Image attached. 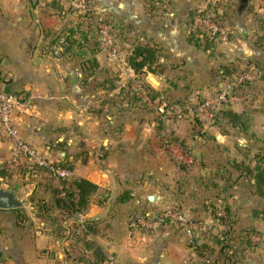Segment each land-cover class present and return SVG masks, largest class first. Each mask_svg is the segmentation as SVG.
Instances as JSON below:
<instances>
[{
	"label": "crops",
	"instance_id": "1",
	"mask_svg": "<svg viewBox=\"0 0 264 264\" xmlns=\"http://www.w3.org/2000/svg\"><path fill=\"white\" fill-rule=\"evenodd\" d=\"M93 3L117 32L123 61L106 60L91 39L82 48L73 43L83 22L70 17L66 0H0V84L21 95L14 121L20 134L54 161L69 159L72 177L99 186L80 217L95 220L92 242L120 264H191L180 252L185 250L183 239L173 224L165 223L149 237L130 230L131 216L153 211L169 198L203 218L210 217L211 200L226 199L240 225L264 228V194L253 176L264 154V74L237 90L228 103L229 109L249 117L248 126H233L220 113L216 123L205 124L217 136L215 145L203 141L204 149L218 147L219 162L197 151V164L189 169L178 170L166 157L158 138L161 113L144 96L147 91L163 103L193 99L201 89L220 87L233 66L243 68L248 56L262 60L258 67L264 71V53L248 39L263 34L252 26L264 22V0ZM199 14L230 23L231 37L209 50L196 45L190 39ZM239 32L244 40L238 39ZM148 43L158 48L159 63L155 72L144 68L138 73L127 56ZM83 48L89 57L79 54ZM88 68L96 72L84 76ZM99 71L108 74L102 78ZM247 168L252 176L245 174ZM0 186L24 202L19 208L28 218L19 220L16 208H0V264H68L65 250L71 241L57 235L55 222L41 217L36 203L40 198L52 203L59 181L45 171L13 165L9 144L0 141ZM126 190L133 197L118 201ZM60 211L55 207L54 216Z\"/></svg>",
	"mask_w": 264,
	"mask_h": 264
},
{
	"label": "rangeland",
	"instance_id": "2",
	"mask_svg": "<svg viewBox=\"0 0 264 264\" xmlns=\"http://www.w3.org/2000/svg\"><path fill=\"white\" fill-rule=\"evenodd\" d=\"M69 12H70L69 13L70 17L76 20L75 13H73L72 11ZM223 23L232 30V28L230 27L231 26L230 23H225V22ZM82 24L83 27H81ZM82 24H79L78 30L80 29V27L81 29L86 28L85 23L83 22ZM248 26L251 27V23L250 24L244 23V27H248ZM192 28L194 30L193 32L194 36L190 40L193 41L198 40L200 42L199 46L204 47V50H209L213 46V43L215 42H216L215 44H220L219 42L223 41L221 39L210 41L207 38L205 32L200 27L198 26L196 27L195 25H192ZM255 29L261 31L263 34L255 37L253 33V35L248 38L249 32H247L245 34L246 35L245 37L251 40L252 47L257 52L263 54L264 53V22H261L259 24H254L252 26V30ZM116 36H117V32H116ZM237 37L238 39L244 40L240 32L238 33ZM117 40L120 45V40L118 39V36H117ZM91 41H93L92 46H94L95 49L101 51V46H100L101 44L99 37L94 35L91 38ZM147 45L156 47L155 43H148ZM120 49H121V45H120ZM100 54L103 55L106 60H108L107 56L104 53L101 52ZM123 57L125 58V54H123L121 50L120 58L118 60H112V61L114 62L123 61ZM248 57L249 58H247L246 61H244V65H243L244 67L239 68L240 70L245 69L249 66L258 67V64L260 63V61H262L260 59L254 58L253 56H248ZM102 60L103 59H100V61ZM233 68L235 69L238 67L233 66ZM258 68L262 69L260 67ZM94 72H96V70L88 68L84 72V76H86L87 73L94 74ZM119 72L121 73L122 71ZM107 74L108 73H106V71H99V76H101L102 78H105ZM180 87L182 88V86ZM218 88L219 87L216 86L214 88H211L207 92H205L204 89H201L203 93L197 92L194 95L193 99L181 98L182 100L178 99L175 101H165V103L169 109L175 103L180 105H191V106L196 105L206 95L214 92ZM198 90L199 89H197V91ZM15 111L16 109L13 111V117ZM203 124L201 120H199V118H197L195 113H193L192 111L173 112L171 114H167V116L165 114H161V116L158 117L157 127H158V138L160 143H162L163 137L166 136L175 139L177 141H180L184 144L186 143L187 145L190 146L192 153L196 159L194 163L190 164L189 166L182 164L175 165L170 160L169 156L165 154L166 157L171 162V164L177 167L178 170L187 169V168L189 169L194 165H196L198 161L197 151L205 154L210 153L214 157L212 161H216L217 163L219 162L218 147L213 146L211 147L210 150L204 149L205 146L204 144L207 142H211L213 145H215V142L217 141V136L212 132H209V129H206L205 124L204 125ZM203 141L206 142L204 143ZM195 142L196 144L198 143L196 145L198 146V150L195 149L194 147ZM38 149L39 151H42L40 148ZM63 149L66 151L68 150L65 147H63ZM45 155L50 161H54L53 156L49 155L48 153ZM217 200L218 198H216L215 202ZM219 200L218 203H215L214 200H211L212 201L211 207L209 209L210 217L208 218L206 217L203 218L201 215L192 213L191 208H189L191 212H187V210L181 204L184 211L190 217L205 222L209 226V231L207 233L198 236L197 239L194 242H192L186 238L180 226L176 224L171 225V228L175 229L176 232L181 236L180 238L183 239L182 242L185 250L180 251L181 254L186 253L191 264H264V228L248 225L249 223L240 225L239 218L237 217L236 214H234L231 205L228 202H226L227 200L224 199L222 200L223 202ZM176 201L177 200L173 198L168 199V202H176ZM59 213L62 214V212ZM56 216H54L53 213L51 220L55 222V231L57 235L61 239L71 241L70 245L65 250V257H67L69 260L68 264H90L88 260L83 261V258H86L88 254H91V252H93L95 248L100 245L98 243L92 242L95 241V239H92L91 236L90 238H87L85 235L82 234V232L86 229V225L84 224V227H82L81 224H79L78 227L76 221L69 220L70 222L69 221L63 222L62 219L63 220L65 219L64 216L58 214L57 216L58 220L54 219V217L56 218ZM135 216L136 215L131 216L130 219H132ZM91 226L95 227V225L93 224ZM78 230H80V232H78ZM154 233L155 232L149 234L146 233L143 234L149 237L151 235L153 236ZM103 250H104L103 257L108 259L110 253H108V251L105 250L104 248Z\"/></svg>",
	"mask_w": 264,
	"mask_h": 264
},
{
	"label": "built area",
	"instance_id": "3",
	"mask_svg": "<svg viewBox=\"0 0 264 264\" xmlns=\"http://www.w3.org/2000/svg\"><path fill=\"white\" fill-rule=\"evenodd\" d=\"M66 3L67 8L75 13L85 26L97 31L101 52L111 60H118L121 49L117 36L112 25L98 14L93 0H66ZM194 25L200 27L211 40H228L233 33L214 15L199 14L194 17ZM258 77L259 72L254 67L245 69L192 106L177 104L169 109L159 97L153 98L147 91L144 92V96L148 104L157 107L161 114L167 116L173 112L192 111L204 124L212 125L216 120L217 109L234 97L235 89L243 83L256 81ZM20 100L21 95L7 94L0 84V141L8 142L11 163L25 169L44 168L57 180L71 177L73 170L59 165L56 161H50L43 151H39L20 134L13 117V111L17 109ZM161 147L175 165L189 166L196 160L189 147L170 137H163ZM154 212H157L156 215ZM167 222L180 226L186 238L192 242L209 231L207 223L190 217L178 201L166 202L157 211L139 213L130 220L129 225L131 232L149 234L158 231ZM80 224L84 227L83 218H80ZM1 261L0 255V263ZM107 264L120 263L110 254Z\"/></svg>",
	"mask_w": 264,
	"mask_h": 264
},
{
	"label": "trees",
	"instance_id": "4",
	"mask_svg": "<svg viewBox=\"0 0 264 264\" xmlns=\"http://www.w3.org/2000/svg\"><path fill=\"white\" fill-rule=\"evenodd\" d=\"M215 17L219 19L220 21H222L219 18V16L216 15ZM94 35L98 37L97 31H95L90 26H86L85 29L82 28L78 30L79 38L78 40L75 39L73 43L77 44L78 48H82L83 46H85V42L91 39ZM118 39H119V36H118ZM209 40L213 41L211 39ZM194 41L196 45L198 46L200 45V42L198 40H194ZM127 62H128V65H130L138 73L142 72L144 68H146L147 71L155 72L156 67H157L156 64L159 63V58L157 55V48L155 46H150V45H137L136 47L133 48V51L131 52V54L127 56ZM252 67H254L259 72V77L256 80L258 81L264 74L263 73L264 71L262 69H259L256 66H252ZM250 68L251 66L245 69H250ZM245 69L240 70L237 68L235 69L233 68L231 71H229V73L226 74L225 79H223L221 83L231 80L235 75H237L239 72ZM256 81L243 83L242 85H240L238 88L235 89V92L248 84L255 83ZM0 83H1V80H0ZM228 103L229 102L224 103L220 108L217 109L216 119L218 120V115L220 113H223L227 117L228 121L233 126H241L242 128L247 127L249 124V117L247 115H241V114H238L232 111L231 109L228 108V105H229ZM173 105H177V103ZM214 123H216V120ZM184 145L190 148V146L187 145L186 143ZM57 163L71 170L74 169L73 163L67 158L61 159L57 161ZM36 169L38 171H45L48 173V171L44 168H36ZM244 171H245V174L248 176L253 173L250 168L249 169L247 168V170L244 169ZM255 171L256 173L253 174V176L255 179L257 190L260 193L264 194V154H262L259 157L258 165L256 166ZM58 181H59V187H58V190L55 191L54 201L52 203L42 198L37 200L36 203L38 206V212H40L39 215L43 217L44 219L50 220L52 219V214L54 213V208L56 207L61 210L60 212H62V214L61 213L59 214L61 216H64L66 219V220L62 219L63 222L73 220V221H76L79 227V224H80L79 218L82 215H84V213L87 211L89 204H90V200L93 194H95L98 191L99 186L93 183L92 181L86 178H83V177H72L71 176L67 178L58 179ZM216 185L218 184L216 183ZM131 192H132L131 190H126L124 193L118 196V201L120 202L129 201L133 197ZM157 209L153 211H157ZM14 211L16 212L17 218L19 220L21 221L28 220L27 214L24 212L22 208H16L14 209ZM156 213L157 212H154L155 215ZM54 219H57V218H54ZM84 222H85L84 224L86 225V229L82 232V234L85 235L87 238H90V234L95 232V227L91 226L92 224L94 225L95 220H85ZM103 251L104 250L101 246H97L95 250L91 252V254H88L86 258H83V261L88 260L90 264H107V258L103 257V254H104Z\"/></svg>",
	"mask_w": 264,
	"mask_h": 264
},
{
	"label": "water",
	"instance_id": "5",
	"mask_svg": "<svg viewBox=\"0 0 264 264\" xmlns=\"http://www.w3.org/2000/svg\"><path fill=\"white\" fill-rule=\"evenodd\" d=\"M79 54L89 57L90 53L86 48L80 49ZM152 81L156 83L155 78H152ZM158 85V82H157ZM4 91L7 94H10V89L8 87H5ZM24 205V202L16 196V194L8 189H4L0 186V208L1 209H14L19 208ZM258 212L254 211L253 216L257 215Z\"/></svg>",
	"mask_w": 264,
	"mask_h": 264
}]
</instances>
